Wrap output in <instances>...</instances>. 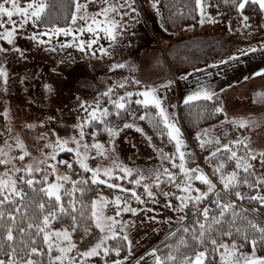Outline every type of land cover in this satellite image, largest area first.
<instances>
[{"label":"rangeland","instance_id":"rangeland-1","mask_svg":"<svg viewBox=\"0 0 264 264\" xmlns=\"http://www.w3.org/2000/svg\"><path fill=\"white\" fill-rule=\"evenodd\" d=\"M79 2L87 3L89 13L97 11L102 6L101 0H79ZM120 2L123 3V0ZM131 7L138 9V12L124 8L122 11L127 14L122 18L116 16V19L122 21L123 27L119 29L115 42L107 39L101 32L98 44H94L91 49L81 50L74 45L61 47L65 40L73 39L71 35L65 36L63 33L52 36L41 35L40 39L50 43L40 44L30 38V34L36 32L30 28V21L23 29H17V33L22 34L14 37L12 43L0 36V66L7 70V82L5 83L4 78L0 77V146L4 145L5 140L9 144H14L18 136L30 153L24 161H19L20 150L13 149L11 155L16 156L17 166L22 167L27 162L42 158L43 153L50 152L51 148L48 144L55 142L57 135L61 138L78 136L79 128L75 125L85 119L91 108L97 106L94 101H99L100 106L103 107L102 94L109 87L115 85L113 89L116 88L125 79L127 83L124 88L134 89L133 92L146 86L157 89V95L161 97L169 119L174 120L181 130V139L185 142L182 150L185 151L187 166L199 165L210 178L211 173L204 165L203 159L209 155L207 152L218 147L215 143L216 137H219L222 143L247 137L254 150L258 152L264 149V97L260 95L264 93V73L259 72L264 68V13L259 20L245 21L244 17L234 21L221 20L226 25L222 34L224 36L208 35V38H195L194 34L197 30L211 27L204 25L207 24L205 20L216 19L219 17L217 13L206 12L204 23H200V28L189 25L171 33L162 25L157 4L153 7V0H135ZM14 19L18 18L14 17ZM83 23V20L78 19L73 25L70 19L68 26H72L73 30L77 31L78 26ZM5 27L10 25L6 24ZM2 32L3 28H0V34ZM92 36L93 34L85 31L77 39H90ZM222 37L226 42H222ZM214 43L218 44V47L216 46L218 50L221 47L226 49V56L235 54L231 56L233 62H224L220 68L224 82L233 83L227 86L223 99L224 120L213 127L205 128V140L212 141L205 143V150L201 147V136L197 137L196 134L195 137H191L182 128L176 100L179 98V92L183 101L188 95V81H190L188 70L193 69V66L188 64H195L201 60H205L203 61L205 63L210 60L204 53L202 55L195 51L200 52L203 49L207 52ZM99 46L105 47L107 51L101 53ZM250 47L255 49L254 53H248ZM188 52H190L189 56ZM114 64L124 66L114 68ZM171 66L175 68V74ZM133 77L139 79L141 84L136 85ZM167 81L172 83L166 84ZM191 83L193 86L195 81L192 80ZM203 83H207V78L202 79L199 84ZM85 101L88 103L85 104ZM215 106L217 107V104ZM234 117L247 119L251 123L241 127L233 122ZM126 122L134 123L137 127H125L124 122L119 126V132L109 141L104 143L95 139L104 144L107 154L100 155L95 149H90L87 163L91 167L104 168L112 167L113 161H116L132 169L130 176L123 172L122 168L114 169L115 174L112 177H105L101 172L99 174L101 181H97L101 183H104L103 180H109L110 183L117 181L116 184L127 189L126 181L123 180L132 182L141 171L147 175L153 169L161 168L163 157L161 151H158L162 149L152 142L136 116H132ZM88 125H84L85 136L81 143L87 142L91 145L93 139H89L86 133ZM168 139L178 165L179 153L176 152V142L169 136ZM69 146L74 147V144L70 142ZM67 152L71 154L67 155ZM56 160L72 162L71 169H67L64 164L58 165L59 170L67 171L72 180L86 171L76 162L74 152L67 150L58 152ZM7 167L11 168L12 165L9 164ZM87 172L92 176L90 171ZM172 172L180 175L179 168ZM114 177L119 180H114ZM54 179L55 174H50L49 180ZM110 183L104 184L110 185ZM194 183L202 190L206 189L202 182L194 181ZM102 196L108 197L104 211L107 215L114 216L117 221L115 230L122 235L126 233L128 240L131 241L126 255L117 261L120 264H155L154 255L157 254H153L151 250L181 222L182 215L178 212V207L175 209L172 203H169L170 200L163 197L151 207L138 210L132 218L118 227L122 211L119 215L116 214L117 205L114 201L116 196H120L119 192H111L109 188L100 189L99 193L90 200V213L91 201ZM150 210L153 211L146 212ZM60 228L63 227H51L49 230ZM96 231L98 237L102 235L99 229L92 230L94 233ZM92 232L90 231L83 239H76L72 233L78 248L89 246V241L95 242L98 237L95 235L92 241L90 237L94 234ZM108 264H111V261H108Z\"/></svg>","mask_w":264,"mask_h":264},{"label":"snow or ice","instance_id":"snow-or-ice-1","mask_svg":"<svg viewBox=\"0 0 264 264\" xmlns=\"http://www.w3.org/2000/svg\"><path fill=\"white\" fill-rule=\"evenodd\" d=\"M135 0H101L102 6L95 12H88L87 3L81 4L79 0H76L74 7L75 11L71 14V20L73 25L76 24L78 19L83 20L84 23L78 26V30L74 31L72 26L59 27L52 25V30H47V23H45L44 17L46 12L54 5H50L48 0H26L22 5L20 0H0V28H3L2 38L12 43L14 37L22 33H17V29H23L29 21L32 24L39 27L40 24H45V31L42 34L32 32L30 38L37 41L40 44L50 43L40 39L41 35L52 36L53 34L59 35L63 33L65 36L71 35L72 40H65L61 47L65 45H74L81 50L91 49L94 44H98L100 33L115 42L119 29L123 27L122 21L116 19V16L121 18L127 13L122 11L124 8H130L133 12H138V9L132 8L131 4ZM159 0H153V7ZM197 7L200 10V23H204V17L207 15L205 12V6L202 4V0H195ZM248 0H235V6L243 10ZM252 3L259 4L261 10H264V0H251ZM157 11H159L157 9ZM6 17V19H5ZM14 17L18 19H14ZM247 21L248 17H244ZM10 27H5V25ZM85 31L93 34L90 39H77ZM54 50V49H53ZM254 48H249L248 51H254ZM99 51L105 53L107 49L103 46H99ZM95 54V52H93ZM122 64H114L113 67H123ZM260 73H264V68L259 70ZM0 77H3L5 83L7 82V70L0 66ZM133 81L136 85H140L141 81L133 77ZM127 80H123L119 83V87L123 88ZM172 83L167 81L166 84ZM115 86V85H114ZM109 87L103 94L108 99V104L113 108L109 109L107 106L101 107L99 101H94L97 105L91 108L87 116L79 124L75 125L79 128V135L72 136L70 138H61L59 135L56 137L55 142L48 144L51 148L50 152L43 153L42 158L34 159L33 161L25 163L22 167L17 166L16 156L11 155L13 149H19V161H24L25 157L30 155L27 151L26 145L18 136L15 138L14 144H9L5 140L4 145L0 146V165H5L3 172H0V227L3 229V239L0 240V253H4V258H0V264H44L40 259H34L35 255L43 256L47 255V264H88V258L97 257L103 254L107 257L109 252H116L119 254L120 246L115 247L109 245L107 241L110 239H116L120 236V233L115 230L117 221L114 216L107 215L104 211L108 203V197H100L91 201V217L95 223V227L102 233L95 242L89 241V246L81 249L77 247V244L73 240L72 233L76 230L78 223L77 216L74 214L75 199L73 194L79 191L81 194L85 191L83 187H77V181L72 180L67 171L61 172L58 168L59 164L66 165L67 169L73 167L72 162L67 160H56L58 152L69 151L75 153V160L81 168L92 173V182L96 183L101 181L99 175L103 172L105 177H112L114 169L122 168V171L127 175L132 174V169L122 166L121 164L113 161L112 167L100 166L91 167L87 163L88 153L90 149H95L98 154L106 155L107 149L100 141L95 140L97 132L100 131L99 127L91 132L93 143L89 145L83 141L85 132L84 125L92 124L94 121H100L104 125V131L109 134L110 139L113 138L119 132V126H112L105 119L113 111L117 117L122 115V111L128 112L129 105L132 102V98L135 96V103L137 105L147 106L152 105L158 110L154 114V118L157 123L162 122L167 129L168 136L174 140L176 152L179 153V164H176V160L173 154H164L161 151L164 159L170 160L173 167L179 168V173L170 171L167 167L156 168L149 172L147 175L141 171L137 178L132 182L136 185H140L143 182V188L147 192L149 197L156 195L151 190L152 184L157 188L161 186L162 180L167 178V183L172 184L179 190L177 193L165 192L164 195H176V198L180 201L178 211L183 210L188 204L193 205L195 210L198 204L210 193H215V199L211 201L215 205L218 214H212V209L209 206H204L202 209L203 221L199 218L196 219L195 225L191 228L184 227L183 232L188 235L180 236V239L172 247V251H169L166 255H154L155 264H264V256H258L256 254V246L258 241L264 244V226L256 223L253 219H248L247 225L244 226L243 231L241 227L236 225V220L240 219L239 213L236 208V201L229 198H222L221 192L217 190V185L209 177L205 171L200 168L199 165L195 167L187 166L185 151L182 150L184 141L181 139V130L174 120L169 119V114L162 104V99L157 95V89L155 87L146 86L143 89H139L135 92L125 91L123 95L112 98L113 87ZM45 87H49L45 85ZM264 97V93H260ZM142 97V99L140 98ZM214 93L208 88L199 87L197 91L188 94L184 98L185 104L190 101L199 100L204 98L206 100H212ZM85 104L88 102L85 101ZM87 111V109H85ZM216 112H223V108L220 106L215 107ZM7 113H5L6 115ZM135 116V113H132ZM140 119H149L152 122V117L149 113H145L140 116ZM227 120V116H225ZM233 122L244 127L251 122L247 119L233 118ZM125 127H137V125L129 124L125 122ZM142 131V129H139ZM201 134L197 133V137ZM11 139V137H9ZM70 142L74 144V147H70ZM211 139L207 143H211ZM215 143L218 147L209 152L208 157L205 159L211 163L213 168V174L218 175L219 181L222 184L224 192L233 194L240 200H252L257 201L259 204L264 205V193L256 191L254 194H245L240 191L242 185H246L249 189L264 188V174L257 173L252 161L257 158L260 159L261 165L264 166V149L258 152L254 150L247 137H241L239 139H233L229 142L222 143L219 137L215 138ZM205 141L201 139V147H203ZM237 146V147H233ZM243 149L241 151L240 149ZM114 151V149H113ZM212 158H215V163L212 162ZM234 163V167L229 169V164ZM11 164L12 167L8 168L7 165ZM47 165V167H42ZM23 173L22 175H17ZM35 173H40V177L37 178ZM55 174L54 180H49L50 174ZM154 177V179H152ZM123 178V177H121ZM251 178V179H250ZM151 179V184L147 181ZM194 181H200L206 185V189L197 187ZM65 182H70L72 187L67 189ZM83 182V181H82ZM104 183H110L109 180H103ZM43 185L39 191L46 194L48 204L46 205L43 200L37 205L42 215L40 217L32 216L28 217V207L25 205V197L28 195L24 191V185L26 184L33 192L37 191L36 184ZM112 188H121L125 192H130L131 197L137 201H142L141 196L133 189L123 188L122 185L116 183H110ZM64 194L69 195L67 203L71 205L73 212H69L65 207V203L62 200ZM114 203L117 205L116 214L119 215L120 211L124 212H136L138 209L131 208L127 199L121 196H116ZM171 203V201H169ZM14 206V210L13 209ZM23 207V217L28 219L26 227H21L16 224L17 213L21 212ZM51 210L45 213V209ZM231 211V219L225 220L226 213ZM241 211H243L241 209ZM59 214H67L72 220V227H63L60 229H51L49 226L51 221L58 219ZM5 216H7V222H5ZM210 221V222H209ZM226 222L228 224L227 231H220L214 226L221 225ZM14 227L21 233H30V239L25 241L23 235L21 236V245L19 247L15 244ZM249 228L253 230V234L250 235ZM35 229V233L31 234V230ZM89 229L85 227V234L87 235ZM215 233H218L219 237L228 236L232 237L238 234L245 242L250 241L252 245V251L250 253L241 251L243 244L238 243L236 239L223 240L218 238ZM259 233L256 235L255 233ZM42 234L43 244L46 245V252L43 248L35 246L36 238ZM172 235H175L173 233ZM55 237V238H53ZM83 239V237H81ZM123 239L128 242L129 246L131 241L128 240V236L125 233ZM183 248V251L181 249ZM55 250L56 255L53 254ZM75 253L73 254V251ZM153 254L157 252V249L151 250ZM79 257V259H77ZM218 257V260H217ZM104 264H108L105 260ZM111 264H120L119 261L113 260Z\"/></svg>","mask_w":264,"mask_h":264},{"label":"trees","instance_id":"trees-1","mask_svg":"<svg viewBox=\"0 0 264 264\" xmlns=\"http://www.w3.org/2000/svg\"><path fill=\"white\" fill-rule=\"evenodd\" d=\"M21 4L23 5L26 0H20ZM76 0H48V3L50 5H54V7H51L45 14L44 20L45 23H47L48 27L47 30L49 31L52 29V25H56L59 27H65L68 26L71 19V14L74 11V4ZM202 4L205 6V12L212 14L217 13L219 15V18L223 21H234L238 19H242L243 17H248L247 21L259 20L261 19L264 10H261L259 7V4L252 3L251 0H248V2L245 4V7L243 10L238 9L235 6V0H202ZM157 7L159 10V15L161 16L162 25L164 28L171 32H178L185 27L189 25H194L195 27H198L200 25V10L196 5L195 0H159L157 3ZM30 28H32L34 31H45V24L42 23L37 27L36 25L32 24L30 21L29 23ZM223 42H226V39L223 37ZM215 45V43H214ZM134 89L131 88H121L117 86L113 89L112 92V98L115 99L119 95H123L125 91H132ZM103 96L102 100V106H107L109 109H112L113 106L108 104V99L106 96ZM137 97L132 98L131 104L128 106L129 111L124 112L122 111V115L120 117H117L115 115V112L113 111L108 117L105 119L108 121V123L112 126H120L122 123L128 121L133 115L132 113H135V116L137 117V121L140 125L144 128L152 142L161 148L164 152V154H172L173 147L168 139V132L165 128L164 124L162 122L157 123L156 119L154 118V114L158 111L155 106L149 105L147 108L143 105H137L135 103V99ZM215 102L212 100H206L204 98H200L199 100L190 101L189 103L185 104V102L180 103L178 105L177 111L178 116L180 120V124L186 134H188L191 137H195L197 133H199L202 129H205L206 127L216 125L218 122H222L224 120V115L222 112H216L215 111ZM149 113L152 117V122L149 121V119H140V116ZM96 127L100 128V131L97 132V135L95 139L101 140L104 143L110 140L109 134L104 131V125L100 123V121H94L92 124L88 125L87 128V136L92 139H94L91 135V132L95 130ZM237 147V146H233ZM243 151L242 147L240 149ZM67 155L71 153H66ZM208 157V156H207ZM70 158V157H69ZM212 162L215 163V158H212ZM203 163L206 166L207 169H209V172L211 173V178L214 181V183L217 185V190L221 192L222 198L229 197L236 201V208L239 213L240 219L236 220V225L241 227L242 231L245 225H247L248 219H253L256 223L260 224L261 226H264V205L259 204L257 201L252 200H240L237 198L234 193L230 194L228 192H224L222 188V184L219 181L218 175L213 174V168L211 166V163H209L208 160L203 159ZM257 173L264 174V166L261 165V161L259 158L252 161ZM6 166L0 165V171H3ZM162 167H167L170 171L178 170V167H173L172 162L170 160L164 159L162 162ZM234 167V163L229 164V169ZM120 171V170H119ZM122 173V172H121ZM23 173H20L18 175H22ZM36 177H40V173H35ZM114 180H119L118 178L114 177ZM251 179V178H250ZM77 181V187H83L85 191L81 194L79 191H76L73 194V198L75 199V210L74 214L77 216L78 223L76 225V230L73 232V235L76 237V239H81V237L86 236L85 234V227H87L90 231L96 230L95 223L92 220L91 213L89 211V204L90 200L93 196L99 193L100 189H107L111 192L117 191L120 193V196L124 199H127L128 204L131 208H136L138 210H141L144 207H151L156 202H158L163 197H168V199L171 201L172 206L177 209L179 207L180 201L176 198V195H170L166 196L164 195L165 192L169 193H177L179 194V190L176 189L172 184L167 183V178L162 180L161 186L157 188L154 184L151 186V190L156 193L155 196L149 197L147 192L143 188V182L140 185H136L131 181H126L127 189H135L136 192L141 196L142 201H137L136 199L131 197L130 192H125L123 190L112 188L110 185H106L101 182H92V176L89 172L83 171L81 172L80 176L75 179ZM83 181V182H82ZM114 183H118L117 181H113ZM151 184V180L148 182ZM206 186V185H205ZM24 191L28 194L25 197V205L28 207V217L37 216L40 217L42 215L41 211L38 209L37 205L41 200L44 201V203L48 204V199L46 197V194L39 191L40 188L43 187V185L37 183L36 188L37 191L33 192L31 188H29L26 184L23 186ZM65 187L67 189H71L72 185L70 182L65 183ZM240 191L244 192L245 194H254L256 191H259L261 193H264V188H257V189H249L246 185H242L240 187ZM69 195L64 194L62 196V200L65 203V207L68 208L69 212H73V209L71 205L67 203L69 200ZM215 199V193H210L208 197L204 198L196 207V209H193L192 204H188L181 212L178 211L182 215V222L180 225L177 226L170 234H168L164 239H162L154 248L157 249L156 254L160 256L166 255L169 251H172L173 245L177 243V241L180 239V236L188 235L190 237L191 233L185 234L183 232L184 227H193L195 225V221L197 218H199L201 221H203L202 216V209L204 206H209L212 209V214H218L215 205L211 203ZM241 209L243 211H241ZM14 210V206L13 209ZM51 210L50 208H46L44 211L45 213L47 211ZM137 212V211H136ZM135 212H121V221L118 223V227H120L121 223H124L128 219L132 218L134 216ZM231 217V211L226 213L225 220H230ZM5 222H7V216H5ZM210 222V221H209ZM28 223V219L23 217V207L21 208V212L17 213V221L16 224L21 227H26ZM72 220L69 215L67 214H59L58 219L51 221V224L49 226V229L51 227H69L71 229L72 227ZM198 227V225H195ZM214 228H218L220 231H227L228 230V224L226 222L222 223L221 225L214 226ZM14 236H15V244L17 247H19L22 243L21 236L23 235V238L25 241H28L30 239V233H24L21 234L15 227L13 229ZM3 229L0 227V240L3 239L2 236ZM35 233V229L31 230V234ZM94 233V232H92ZM175 233V235H172ZM250 235L253 234V230L249 228ZM218 236V233H215ZM258 235L259 233H255ZM95 235L98 237V231H96L92 236V241L95 239ZM223 240H228L229 242L232 239H236L238 243L243 244V247L240 249L241 251L250 253L252 251V245L250 241L245 242L242 240V237L238 234H235L232 237L223 236L219 237ZM107 243L113 247L119 245L120 246V252L117 254L116 252H109L108 256L105 257L103 254L97 257H91L88 258V263H94L99 264L107 261H113L117 260L123 256L126 255L129 249L128 242L123 239V235L120 233V236L116 239H110L107 241ZM35 246L41 247L46 252V245L43 244L42 240V234L36 238ZM183 251V248L181 249ZM53 254L56 255L58 253L53 251ZM256 254L258 256H264V244L260 243L258 241L256 246ZM0 258H4V253H0ZM34 259H40L44 262V264H47L48 257L47 255L39 256L35 255L33 257ZM218 260V257H217ZM56 264H59V262H56Z\"/></svg>","mask_w":264,"mask_h":264},{"label":"crops","instance_id":"crops-1","mask_svg":"<svg viewBox=\"0 0 264 264\" xmlns=\"http://www.w3.org/2000/svg\"><path fill=\"white\" fill-rule=\"evenodd\" d=\"M217 18L220 21L217 20ZM217 18L211 19V20L206 19L205 22H207V24H204V25L205 26H211V27L208 29L197 30V32L194 34L195 38H197V37H201V38L207 37L208 38V35H210L211 37H218V36L224 34V29H225L226 25L224 24V22L221 21V19L219 17H217ZM200 27H201V25L198 26V28H200ZM222 36H224V35H222ZM222 42H223V37H222ZM212 46L213 47L210 50H208L207 52L204 51L203 49H201V51L199 50L200 52L195 51L198 54L204 53L206 55V58L210 59V60H208L205 63H203V61H205V60H201L195 64H192V63L188 64V65L193 66V69L188 70V80H190V81H188L187 94H190L194 91H197L199 89V87H201V86L208 88L210 91H212L214 93V97H213L212 101H214L215 104H217V106L222 107L223 103H224L223 99H224L225 94H226V88H228L227 86H230V83H233V82H224V79L221 76L220 68L222 67L224 62H228V61L233 62V59L231 56H234L235 54L234 55L230 54V55L226 56L225 55L226 49H224V47L223 48L221 47V49L218 50L217 49V47H218L217 43H215V45L213 44ZM189 53L190 52H188V56H189ZM248 53H254V52L248 51ZM194 65H195V67H194ZM171 69L173 70V72L175 74V68L173 66H171ZM188 69H189V67H188ZM204 78H207V83H203L202 85H200L199 83ZM192 80L195 81V84L193 86H192L193 83H191ZM227 83H229V84H227ZM215 87H218V88H215ZM219 87H221V88H219ZM176 102H177L176 103L177 108H178V105L180 103L184 102L181 99L180 92H179V98L176 100ZM213 126H215V125H213ZM205 130L206 129H202L199 133L201 134V139H203L206 143L207 141L205 140ZM202 148L205 149V144ZM207 153H209V152H207ZM166 198L168 199V197H166ZM151 211H153V210L146 211V212H151ZM182 220L180 219L181 222H182ZM181 222L178 225H180ZM177 226H176V228H177Z\"/></svg>","mask_w":264,"mask_h":264}]
</instances>
